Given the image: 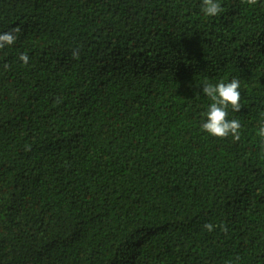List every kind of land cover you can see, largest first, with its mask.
I'll list each match as a JSON object with an SVG mask.
<instances>
[{
    "label": "trees",
    "instance_id": "16d2710c",
    "mask_svg": "<svg viewBox=\"0 0 264 264\" xmlns=\"http://www.w3.org/2000/svg\"><path fill=\"white\" fill-rule=\"evenodd\" d=\"M219 3L0 0V264H264V0Z\"/></svg>",
    "mask_w": 264,
    "mask_h": 264
},
{
    "label": "clouds",
    "instance_id": "9594fccd",
    "mask_svg": "<svg viewBox=\"0 0 264 264\" xmlns=\"http://www.w3.org/2000/svg\"><path fill=\"white\" fill-rule=\"evenodd\" d=\"M249 5H254L257 0H246ZM223 11L219 0H201V12L207 17L218 16ZM18 29L9 32L0 33V49L5 45H12L16 41L15 32ZM79 53L74 52L73 57L78 58ZM25 64L28 62L26 55L19 57ZM241 84L238 79L233 78L230 82H219L216 84L205 82L202 92L211 101L207 111L203 113L204 121L202 122V131L216 138H226L231 135L235 140H239V129L241 127L239 120L228 119L229 106L235 112L241 109ZM258 135L264 137V125H261ZM204 227L208 231L213 230L212 224H205Z\"/></svg>",
    "mask_w": 264,
    "mask_h": 264
},
{
    "label": "bare ground",
    "instance_id": "6f19581e",
    "mask_svg": "<svg viewBox=\"0 0 264 264\" xmlns=\"http://www.w3.org/2000/svg\"><path fill=\"white\" fill-rule=\"evenodd\" d=\"M264 37V36H263Z\"/></svg>",
    "mask_w": 264,
    "mask_h": 264
}]
</instances>
